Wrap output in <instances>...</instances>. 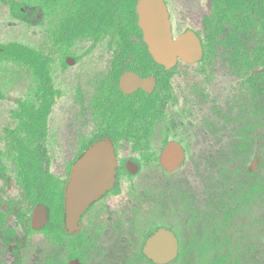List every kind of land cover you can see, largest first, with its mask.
<instances>
[{
	"label": "rangeland",
	"instance_id": "1",
	"mask_svg": "<svg viewBox=\"0 0 264 264\" xmlns=\"http://www.w3.org/2000/svg\"><path fill=\"white\" fill-rule=\"evenodd\" d=\"M16 1L23 4L39 0ZM169 1L175 36L188 28L195 29L204 37L207 50L203 61L194 65L180 63L174 72L172 88L176 104L174 107L169 104L171 110L167 111L173 112L183 123L175 135L190 136L200 147L209 146L211 134L204 131H217L219 145L239 147L245 144L240 141L242 134L248 132L246 144L251 146L248 165H253L259 154L264 156V65L252 64L256 58L254 52L264 49L261 4L258 0L247 1V6L253 7L249 15L254 22L234 35L227 17L210 16L211 0H203L201 7L183 15L177 10V3ZM182 2L183 8H194L202 1ZM62 13L31 26L11 15L10 0H0V45L23 43L53 59V78L60 95L50 118L47 166L57 177L66 179L69 163L79 150L81 140L92 131H87L88 122L84 117L86 88L83 87L86 85L82 66L86 60L94 66H107L108 57L116 48V36L112 31L99 39L78 40L71 53L80 62L72 63L73 67L65 66V53L54 45L51 35ZM85 55L88 57L83 58ZM35 87L34 76L28 69L0 59V93L3 95L0 99V163L5 166V177L0 178V264H56L81 252H84V264H103V253L115 243L120 250L114 264H149L142 256V243L147 233L161 224L172 225L182 240L180 260L172 264H215L216 261L219 264H264V198L249 206L248 224L245 222L247 213L234 215V219L217 232L208 219L185 224L179 207L180 173L167 174L155 161L144 164L136 174L126 173L121 177L114 205L116 217L109 224L119 228L113 229L114 233L103 236L102 232L86 226L79 236H66L57 243L49 233L28 232L25 217L30 213L31 204L16 182L15 152L8 139L9 131L17 127L15 116L20 104L32 97ZM90 87L93 89L95 84ZM89 125L92 128L94 123ZM163 137L162 130H158L151 148L157 149ZM205 173L203 176L209 177ZM190 176L187 172L186 178ZM3 213L7 215L3 217Z\"/></svg>",
	"mask_w": 264,
	"mask_h": 264
},
{
	"label": "flooded vegetation",
	"instance_id": "2",
	"mask_svg": "<svg viewBox=\"0 0 264 264\" xmlns=\"http://www.w3.org/2000/svg\"><path fill=\"white\" fill-rule=\"evenodd\" d=\"M120 0H109V5H112L110 14L114 15V23L107 30L103 29L98 34L85 35L77 38L75 42L81 39H99L104 37L107 33L112 31L116 36V48L111 51L110 57H108L107 66L100 67L94 66L92 62L86 60L84 62L83 79L85 80L86 88L83 96L84 105V117L88 122V130L91 133L81 140V146L76 152L72 161L69 163V172L66 179L57 177L47 166V143L49 139L50 130V118L54 110L55 105L59 100L60 89L55 85L53 78V59L45 55L50 59V75L51 82L54 88L55 97L54 105L51 108V112L48 115L46 122L47 134L43 140H39L37 145L45 155V159L42 163L44 169L50 171L53 175L54 184L59 188H56V194L60 196L63 193L64 208L56 210L58 214L57 222L53 227L48 226L51 222L52 210L50 206L41 202L36 205L32 204V201L26 196L24 184L18 177L19 167L17 166L16 182L23 190L24 197L30 201L31 207L30 213L25 217V221L28 223V232L42 231L49 233L51 239L57 243L64 240L66 236H79L84 227L89 226L95 231H99L103 236L114 233L113 229L118 230V227H112L109 225L110 220H114L116 217V211H114V205L118 196L119 184L121 177L126 173L128 175L136 174L139 172L144 164H151L155 161L158 167L165 173H180V188H179V207L183 215L185 224L200 220H211L214 224L215 231L217 232L220 227H224L229 224L235 216H241L242 214L249 213L250 207L254 206L256 202L263 200L264 198V156L258 155L257 161H253V165H248L249 158L248 153L251 149L250 145H247L249 141L248 132L242 134L241 142L245 144L239 145V147H233V145L222 146L218 144V132L211 131L209 146H196V142L192 141L190 136H176L175 133L180 131L183 124L180 118H176L173 112L169 113L171 107H174L176 102L174 100V92L172 88L174 72L180 63L188 65L198 64L206 57V43L202 34L192 28L186 29L179 35L192 30L196 32L202 42L203 56L195 63H188L182 59H179L177 63L167 68L165 65L157 62L152 53L148 49L141 28L139 27V17L137 13V2L135 0V14L137 16V26L141 30V34L136 32H122L120 29L123 26L122 22L133 21L130 12L121 11ZM202 2L194 8H183L184 4L182 0H173L174 4L177 3V10L180 11V15L183 13L192 11L201 7ZM248 0H211L210 16L216 19L217 15H221L222 18L229 20L228 23L233 25L234 35L238 31H244L253 22V18L249 13L253 12V9L247 6ZM254 1V0H250ZM176 2V3H175ZM63 3V2H62ZM62 3L56 2L53 10L49 15L42 17V11L38 13V17H41L42 22L36 25L42 24L48 17L57 15L59 12H63L62 15L56 21L52 31V40L54 45L58 47L64 55L65 66L76 65L80 62L78 57L73 55L71 45L63 44L57 41L60 37L57 36V31L60 24L63 22L64 17L67 14V7ZM168 8L169 16L171 19L172 31L173 29V13L170 8V1L165 0ZM36 7L43 5V0H39L35 3ZM181 5V6H180ZM129 6V3H127ZM23 9H25L23 7ZM263 9V6H262ZM134 14V12H133ZM134 18V15H133ZM264 21V14H263ZM28 24V23H27ZM31 25V26H36ZM87 53H90L88 51ZM255 59L252 63L263 64L264 57L261 56V60L256 59L260 55L264 54V49H258L255 52ZM89 55V54H88ZM83 56V58L88 57ZM93 71H89V70ZM142 80L148 81L146 86H138L135 82L136 77ZM95 84L92 89L91 85ZM2 99V98H0ZM171 105L169 107L168 105ZM170 108L169 111L167 109ZM15 119L17 117L15 116ZM93 122L94 126L90 128L89 123ZM158 130H162L164 137L161 139L157 149H152L151 144L155 133ZM246 139V140H245ZM108 141L113 149L116 161V180L114 186L108 190L103 196L91 203V205L83 212L80 218V228L78 230L70 231L66 224V187L70 180L73 167L77 160L88 151V149L99 141ZM176 142L180 146L181 155L180 161L175 166L174 161L165 163L163 159V153L170 143ZM204 143H207L205 141ZM127 148H125V147ZM175 160V156H173ZM245 167V168H244ZM206 171L209 177H204L203 172ZM5 166L0 163V178H4ZM190 172V177L186 178V173ZM205 173V174H206ZM252 175V178L250 177ZM256 175V176H255ZM4 186V185H3ZM62 197V196H61ZM105 202V203H104ZM110 202L108 206L105 204ZM104 203V204H103ZM45 204L49 208V219L42 226L35 227L33 225V213L37 206ZM247 205V207H245ZM246 214V223L248 224L249 214ZM7 213H3V217ZM61 225H58L60 224ZM107 224V225H104ZM169 229L177 238L178 241V253L177 256L166 263L155 262L145 252V242L150 235L157 229ZM221 229V228H220ZM182 240L172 225L161 224L153 227L145 236L141 252L144 259L149 264H172L180 260L182 253ZM120 248L117 244H113L108 251L103 253L105 256V262L103 264H114L115 258ZM71 254L68 261H60L56 264H84L82 255ZM55 264V263H48ZM215 264H219L217 261Z\"/></svg>",
	"mask_w": 264,
	"mask_h": 264
},
{
	"label": "trees",
	"instance_id": "3",
	"mask_svg": "<svg viewBox=\"0 0 264 264\" xmlns=\"http://www.w3.org/2000/svg\"><path fill=\"white\" fill-rule=\"evenodd\" d=\"M109 0H43L41 7L35 3H19L10 0L11 15L19 21L36 25L42 22L38 17L40 10L42 17L49 15L56 2L62 3L68 9L65 20L60 24L57 33V41L71 45L77 38L85 35L98 34L103 29L107 30L114 23V15L110 14L112 5ZM263 6L264 0H258ZM121 11L132 12L134 22H122V32H136L141 34L137 26L135 14V0H120ZM129 3V6H127ZM23 7L25 9H23ZM252 10L253 7H250ZM134 12V14H133ZM134 15V18H133ZM261 56L257 58L260 61ZM0 59L22 65L34 76L36 87L33 95L20 104L16 113L17 127L9 131V143L14 153V160L18 164V177L24 184L26 196L33 205L41 202L47 203L52 210L51 222L48 226L53 227L57 222L56 210L63 209V193L56 194L53 175L43 168L42 163L45 155L37 145L47 134L46 122L51 108L54 105L55 91L52 86L50 59L43 52L19 42H9L0 45ZM0 98H3L0 93ZM62 196V197H61ZM58 225H61L58 224Z\"/></svg>",
	"mask_w": 264,
	"mask_h": 264
},
{
	"label": "water",
	"instance_id": "4",
	"mask_svg": "<svg viewBox=\"0 0 264 264\" xmlns=\"http://www.w3.org/2000/svg\"><path fill=\"white\" fill-rule=\"evenodd\" d=\"M137 13L148 49L155 60L167 68L173 67L179 59L195 63L203 56L201 39L192 30L174 38L171 19L165 0H138ZM138 86L148 81L135 80ZM181 150L176 142L170 143L163 153L166 165L180 161ZM175 156V160L174 157ZM116 180V161L111 144L99 141L93 144L75 163L66 187V224L70 231L80 228L83 212L97 199L110 190ZM49 219V208L37 206L33 213V225L42 226ZM145 252L155 262L166 263L178 253V241L169 229H157L145 242Z\"/></svg>",
	"mask_w": 264,
	"mask_h": 264
}]
</instances>
